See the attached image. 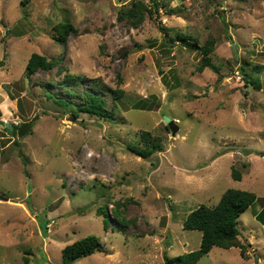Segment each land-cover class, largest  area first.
Instances as JSON below:
<instances>
[{
  "label": "rangeland",
  "instance_id": "rangeland-1",
  "mask_svg": "<svg viewBox=\"0 0 264 264\" xmlns=\"http://www.w3.org/2000/svg\"><path fill=\"white\" fill-rule=\"evenodd\" d=\"M131 1L0 0V264H61L88 234L100 249L73 264H166L199 247L183 220L227 188L258 198L238 218L245 248L197 264H264V0H159L136 27L117 16ZM66 21L76 32L61 43ZM210 39L218 72H198L194 43ZM32 53L58 65L28 74ZM86 93L104 116L78 110ZM142 131L161 145L147 158L129 150Z\"/></svg>",
  "mask_w": 264,
  "mask_h": 264
},
{
  "label": "trees",
  "instance_id": "trees-1",
  "mask_svg": "<svg viewBox=\"0 0 264 264\" xmlns=\"http://www.w3.org/2000/svg\"><path fill=\"white\" fill-rule=\"evenodd\" d=\"M161 1L159 0H148L145 3L143 0L131 1V5L128 8H123L118 12V19L125 20L131 26L136 27L140 21L143 19L145 12L149 16L157 13V7ZM163 4V3H161ZM53 30L55 38L58 42L64 43L68 38L69 34H74L76 32L75 27L70 22H60L53 25ZM188 35L177 34V40H181L188 44ZM171 43L172 41H168ZM214 40L210 39L202 45L194 43V48L199 50L202 54L201 61L197 66V71L200 72L204 68L209 67L217 71V68L211 62L209 53L213 50ZM58 65L55 58H47L46 56L38 53H32L26 64V72L28 74L32 73L34 70L41 68L44 70H50L51 68ZM242 68V69H241ZM254 69L251 68L249 71L252 72ZM239 71H243V67H239ZM248 76V75H247ZM80 75H72L71 73H66L64 75V83L69 85H78ZM247 82L248 78H245ZM253 81L249 82L252 84ZM253 85V84H252ZM258 86V81L256 85ZM111 93L115 96H121L123 90L116 88L111 89ZM85 104L78 107V110L85 111L93 115L104 116L106 113L105 101L102 97L86 93L84 96ZM16 125H13L12 132L15 134ZM169 127L166 126L165 129ZM8 130V128H5ZM141 141L143 142V147L138 145H129V150L135 155L142 158H147L154 151L161 149L160 141L156 137H152L150 132H141ZM235 179L239 180L240 175L234 174ZM258 200L254 192L239 189V188H227L220 196L218 202L213 206H208L201 204L196 208L192 209L183 220V227L187 229H195L201 232L199 247L195 250L179 254L173 258H168L164 256L166 264H197L201 256L207 253L213 246H218L222 248H228L231 246H241L245 248L244 245L239 241L238 236L240 234L238 229V218L240 214L249 206L256 203ZM255 217L260 219L264 224V204L260 210L253 211ZM107 225L104 223V226ZM99 237L94 234H88L80 239L73 241L70 244L65 245L61 249V264H73L75 261L83 256L94 253L96 250L100 249ZM240 254L245 255V250L240 248Z\"/></svg>",
  "mask_w": 264,
  "mask_h": 264
},
{
  "label": "water",
  "instance_id": "water-1",
  "mask_svg": "<svg viewBox=\"0 0 264 264\" xmlns=\"http://www.w3.org/2000/svg\"><path fill=\"white\" fill-rule=\"evenodd\" d=\"M232 51H233V52L235 51L234 46L232 47ZM164 119H165V120H163V121H164L165 123H169V124H170V119H169V117L164 116ZM169 126H171V125H169ZM176 128H177V127L171 126V131H172L173 134H174ZM253 264H258V258L255 257V256H254Z\"/></svg>",
  "mask_w": 264,
  "mask_h": 264
},
{
  "label": "crops",
  "instance_id": "crops-1",
  "mask_svg": "<svg viewBox=\"0 0 264 264\" xmlns=\"http://www.w3.org/2000/svg\"><path fill=\"white\" fill-rule=\"evenodd\" d=\"M259 264V263H258Z\"/></svg>",
  "mask_w": 264,
  "mask_h": 264
}]
</instances>
